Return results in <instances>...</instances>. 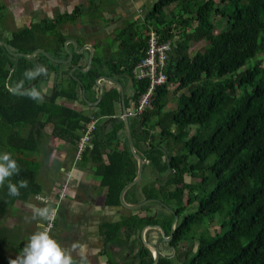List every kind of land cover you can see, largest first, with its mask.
Returning a JSON list of instances; mask_svg holds the SVG:
<instances>
[{
    "label": "trees",
    "instance_id": "1",
    "mask_svg": "<svg viewBox=\"0 0 264 264\" xmlns=\"http://www.w3.org/2000/svg\"><path fill=\"white\" fill-rule=\"evenodd\" d=\"M171 6L177 12L167 22L164 11ZM3 10L0 5L2 32L6 28ZM89 14L90 8L77 6L70 14L31 23L0 40L12 53L30 55L43 49L53 60H67L63 45L68 36L58 34L57 28L67 23L75 25L83 15L90 20L99 19ZM143 20L148 29L153 27L161 42H171V52L164 67L166 82L156 88L150 105L133 117L130 125L134 146L146 159L142 174L145 170L149 176L153 175L156 183L141 187L143 179H140L125 193L124 201L133 204L158 199L178 218L187 207L195 206L193 213L178 220L167 246L178 253L184 242L193 243L195 238V245H188L176 260L160 257L157 264H264V0H156ZM122 22L123 27L113 38L114 44L105 46L104 55L96 53L85 73L80 71L87 66L83 53L74 54L62 71L60 67L65 65L50 63L42 54L32 60L16 58L0 46V150L11 153L20 166L21 172L11 178L12 182L28 181V187L21 189L18 197L9 196L6 186L0 188V216L15 203L26 202L41 193L31 163L45 137V129L51 127L50 135L76 145L85 124L92 119L97 122L93 148L81 158L95 164L100 187L106 190L105 204L120 206V193L135 178L137 168L126 136L121 138L118 134L120 131L124 134V123L115 114L120 103L118 88L113 85L106 90L99 104L91 107L90 115L60 101H78L82 89L87 95L97 88V78L118 75L123 86L131 81L130 97L137 106L148 83L132 80V70L145 55L149 33L138 35L134 22L126 18ZM175 31L178 37L173 40ZM49 35L53 36V42ZM120 40L126 47L111 54V47ZM199 43L201 46L190 54L191 44ZM78 47H82L81 42ZM75 66L79 70L69 75ZM40 67L46 71L33 77L26 75ZM51 75L55 78L54 92L46 94L44 87H49ZM170 86H175L172 94L176 106L162 112L160 107L167 103ZM32 90L38 91L40 97L33 99L29 95ZM183 90L189 92L177 97ZM80 102L84 104L83 100ZM192 128H196L193 134ZM156 132L160 137L158 143ZM163 141L165 149L178 147L177 153L173 147L171 152L165 150V156L160 150ZM108 145L111 147L103 161L102 150ZM181 151L184 153L180 154ZM191 158L195 162L190 163ZM134 192L137 201L132 202ZM184 195H187L185 203ZM146 207L104 227L109 243L121 246L131 236L136 237L138 248L133 256L139 260L138 264L153 262L151 250L140 242L143 228L159 226L168 237L173 221V215L164 206L159 215L155 210L140 215L149 211ZM215 215L221 216L220 228L208 229L197 237L188 236L194 226L201 227L206 219L212 222ZM120 230L125 231L124 241L116 236ZM153 231L159 240L160 232ZM8 237V228L0 224L2 252L9 246ZM9 261L0 254V264Z\"/></svg>",
    "mask_w": 264,
    "mask_h": 264
},
{
    "label": "crops",
    "instance_id": "2",
    "mask_svg": "<svg viewBox=\"0 0 264 264\" xmlns=\"http://www.w3.org/2000/svg\"><path fill=\"white\" fill-rule=\"evenodd\" d=\"M63 2H66L67 6H65V3ZM83 4H85V0H27L26 8L31 14L29 16L30 18L33 17V14H35L36 12H40L38 13L40 15L39 20L42 21V20H51L52 18H55L56 16L64 13L70 14L77 6H81ZM9 12L11 13V10H9ZM132 12L133 9L129 11L128 14H131ZM83 16H84L83 18H79L80 20L77 19V23L75 25L74 24L70 25V23L65 24L73 27L72 32L71 30L68 32L67 35L68 40H73L77 43V50L81 48L78 47V42H81L82 46L85 44L91 45L94 48V55L97 52H98L97 54L100 56L104 55L106 43L99 41L100 39H102L104 34L103 27L105 26H102L103 22H101V20L99 19L90 20L88 19L87 15H83ZM106 17H110V16L106 15ZM119 19L120 18H118V20ZM105 20L107 22V26L109 27V30H112L111 28H113L114 24L117 23V21L111 20L110 18H106ZM80 27L84 28L85 30L83 32H78V29H80ZM74 28L76 30H74ZM70 45L71 44H69V46ZM99 47H103L104 51L101 50L102 48L99 49ZM98 50H100V52ZM72 51H73V46L71 47L70 52ZM84 52L83 54L86 55L87 57L86 60H87L89 53L87 52L85 54ZM110 78L120 83L119 81V78H121L120 76L114 75V77H110ZM101 84L106 90L113 88V84L107 80H103ZM121 86L125 88L124 106H125V99L128 100L127 101L128 107L125 106V108L128 114L129 126H130L133 117H135L133 115L135 103L132 101L130 97L131 81L129 80L126 82L124 86L122 84ZM44 92L46 94L52 92L53 94L54 90H51V87L49 85V87H44ZM98 96H99V90L95 88L93 91L85 95V99H82L80 92L79 94L80 98L78 101L65 99V100H61L60 102L63 103L64 106L74 109L75 111L81 114L90 115L93 112V109L88 104H86L85 101L89 103H96L98 101ZM80 100H83L84 104H82ZM115 114L118 118L122 119L123 115H122L121 98H120V103L116 106ZM136 129H138V127ZM51 130H52L51 127H47L45 129L46 135L40 142L38 149V155L44 156L45 154V157L43 159V164L39 166V170H40L39 173L41 176L44 175V177H42L41 179L42 181H38L37 179V183L41 187V193L38 196L31 197L26 202H17L15 204L21 205L22 208L27 207L28 208L27 210H32L30 206L43 208L44 206L51 205L52 207H56L58 210L64 209L70 211L72 213V216L67 217L64 228L66 229L72 228L74 230V234H72L71 236L73 237L72 240L71 237H68L67 240L62 239V232L60 233L59 236L58 234L55 235L54 238L57 239L62 244V246L69 249V251H72L73 244H79L81 246L86 247L87 261L90 264L93 263L110 264L109 262H105V261H102L101 263L98 261H94L96 258H105L104 256H106V252H109L112 255L121 254L119 256L120 257L122 256L123 258L124 257L132 258L138 248V245L135 242L136 237L131 236L127 244L125 243L122 244L121 246L118 244L109 243L106 241L104 227L107 224L119 222L125 216L131 214L134 215L138 213L137 212L138 209L136 211L129 210L123 208L121 205L118 207L107 206L104 202L106 190L100 187V179L95 175V164L91 160L82 159V158L78 159L76 156L75 144L71 145L69 142H64V141H62L61 143V141L58 138L50 135ZM123 132L124 134H122V131L118 133L119 136H121V138L124 135L126 136L125 129L123 130ZM58 141L60 142L57 143ZM45 142H48V144L46 145ZM110 147L111 146L108 145L106 149L102 150L103 161H106V152L109 150ZM120 148H122V145H120ZM137 152H139L143 156L141 151L137 150ZM144 160L146 162V159ZM52 164L56 166V172L59 174L60 180L55 181V184L52 185V187H50L49 189H47L45 186L42 185L43 183H46V180L49 177L48 168H50ZM149 177L150 176L146 173L145 181L147 179L149 180ZM131 199L132 202L136 200L135 192L131 194ZM126 204L132 205L130 203H126ZM23 211L25 210L23 209ZM141 213L142 214L140 215H143V212ZM8 230H10V228H8ZM150 230L153 229L146 228L144 230V233L142 232L143 230L140 232L139 235L140 242H142L141 239H144L146 243L149 242V244L154 245L156 242H158L161 239L160 238L159 240H157V234L150 235L148 232ZM11 233L12 232L9 233L10 236H12ZM116 236L117 238H119V240L124 241L125 231L124 230L118 231ZM164 245L167 246L166 244ZM131 250H133L134 252L131 253ZM78 251L79 249L73 252V257L79 261L80 257L77 255Z\"/></svg>",
    "mask_w": 264,
    "mask_h": 264
},
{
    "label": "rangeland",
    "instance_id": "3",
    "mask_svg": "<svg viewBox=\"0 0 264 264\" xmlns=\"http://www.w3.org/2000/svg\"><path fill=\"white\" fill-rule=\"evenodd\" d=\"M155 1L156 0H85V4H83V5L87 9L90 8L91 14H89V15L98 16L99 20H101V22H103L102 26H105V27H103L104 34H103L102 39H100L99 41L106 43V46H107L108 44L111 45L113 43L112 38H114L115 35H117L118 30L123 27L122 20L125 18L127 20H129L130 22H134V26H135V29L137 30L138 35L139 34L145 35L147 33H150L151 31H153L152 30L153 27L149 28L150 29L149 30L148 27L146 25H144L143 17L152 8ZM215 1H218V0H215ZM63 3H65V6H67L66 2H63ZM0 5L4 6L5 9L3 10V14H6V20L4 21L6 28H4L3 32L0 31V33H2V34H0V38L6 39V37H8L7 33L9 34L13 31H17L18 29L28 27L31 23L40 22L38 19V16L37 17L34 16V18L29 17L31 14L29 13V11L26 8L27 0H12V1L11 0H0ZM8 9L11 10V13L9 12ZM132 9H133V12L131 14H128V12L131 11ZM164 12L166 14L165 16L168 15L166 20H167V22H169L172 18L171 16L177 12V9L174 6H171V7H167ZM106 15H109L110 17H106ZM83 17L84 16H81V18H83ZM106 18H110L111 20L117 21V23L114 24L113 28H111L112 30H109V27L107 26V22L105 20ZM118 18H120L119 20H121V21H119ZM53 19L54 18H52L51 20H53ZM95 20H97V19H95ZM67 24H69V23H67ZM70 25L63 24L62 27H60L61 30H60V28H57V33L64 35V36L68 35V32L70 30L72 32V30H73V27ZM74 30H76V29L74 28ZM84 30H85L84 28L80 27V29H78V32H83ZM174 34L175 35H174L173 40H176V38L178 37L176 35L177 31H175ZM53 36H54V38H56L57 34H54ZM53 36L49 35L48 39L52 40ZM53 41L54 40H52L51 42H53ZM200 46H201V43L191 44L190 51H189L190 54H193L195 52V50L197 48H199ZM125 47H126V43L123 40H120L119 42H116V44L114 46L111 47L110 52H111V54H113V53L117 52L118 49H123ZM100 48H102L101 50H103V47H99V49ZM64 51L66 54L69 55L70 54L69 52L71 51V46H69V44H68L67 50L64 47ZM98 51L100 52V50H98ZM45 56L49 60V62L51 63L52 58L50 57V54H47ZM66 69H67L66 65L60 67V70H62V71L66 70ZM54 80H55L54 75H51L50 81H48V84L50 85L51 90L53 89V83L52 82ZM174 88H175V86L169 87V92H168V95L166 97L167 103L163 107H160V111L166 112L168 110H173L174 107L176 106V98L172 94ZM188 92H189L188 90H183V91L178 93L177 97L181 94H187ZM128 93H129V91H128ZM191 131H192L191 134H193L196 131V128H192ZM154 135H155V143H158L160 141V137L157 134V132ZM59 142L60 141H58L57 143H59ZM45 143H46V145L48 144V142H45ZM164 143H165V141H163V143H162L163 148H160V150L163 152V154L165 156H167L165 150L166 151L169 150V152H171L173 150L174 146H171L170 148L168 147L165 149ZM51 146H53V145H51ZM177 150H178V147H174V153L175 152L177 153ZM3 153H4V150H0V154H3ZM183 153L184 152H182V151L180 152V154H183ZM44 157H45V154H44V156L38 155V152H37L35 157L32 159L31 170L34 172L36 171L38 181H42L41 179H42V177H44V175L41 176L39 173L40 172L39 166L43 164ZM211 161H212V158L208 160V162H211ZM189 162L190 163L195 162L194 158L189 159ZM48 172H49V175H48L49 177L47 178L46 183H43V185H42V186H45L47 189L52 187V185L55 184V181L60 180V176L56 172V166L54 164H52L50 166V168H48ZM145 174H146V172L144 170V173L142 174L143 181L139 184L141 187L146 186L149 183L150 184L156 183V181L153 180L154 179L153 175H151L149 177V180L147 179L145 181ZM164 176H163V178L166 179V175H164ZM154 185H156V184H154ZM183 200H184L183 203H185L187 200V195H184ZM163 205L166 207L165 204H163ZM146 206H147L146 208H149V211L143 212V215H147L148 213L151 214V211L153 213L154 210H155L156 214H158V215L162 212L161 206L157 203H148ZM184 206H186V204ZM23 209L25 211H23ZM27 209H28L27 207L22 208L21 205L15 204L14 207L10 208L4 216H0V224L6 228H10L9 233L12 232L11 233L12 236H10V234H9V237L7 239V243L9 244L8 248H6V250L4 252H2V250H0V252H2L0 254L7 256L8 260L15 259L17 256L16 254H19L21 252V250L23 249L28 238L34 232H36L38 230V228H37L38 221L25 219L26 217L31 218V216H32V210H27ZM194 211H195V206L187 207L184 210V212L182 213V215L179 217V221L185 215L193 213ZM71 216H72V213L70 211H67L64 209L58 210L57 216H56L54 222L52 223V227H51V234L53 237L57 234L59 236L60 233L62 232V239L67 240L68 237H71L72 234H74V230L72 228H68V229L64 228L67 217H71ZM220 223H221V216L215 215L212 222H210L209 219H206L201 227H195L194 226L188 236L189 237H197L201 232L206 231L208 229L216 231L217 228H220ZM148 232L150 235L155 234V232L153 230H150ZM72 238L73 237H71V240H72ZM143 238H144V236H143ZM195 240L196 239L194 238L193 243L192 242L182 243L180 245V249L178 250V253L174 254L170 249H168L166 251L162 250V253L165 254V256H170L171 260H176L177 256L179 254L183 253L185 251V249L188 247V245H192V244H193V246L195 245ZM164 248H165V246H164ZM119 255H121V254L112 255L111 253L106 252V256H104L105 258H96L94 261H98L100 263L102 261H105V262H109L110 264H128L129 261L127 260V262H125L124 260L121 259L123 257L122 256L120 257ZM74 259H76V258H74ZM135 262H137V260ZM135 262H134V264H136ZM88 264H90V263L88 262ZM93 264H95V263H93Z\"/></svg>",
    "mask_w": 264,
    "mask_h": 264
},
{
    "label": "clouds",
    "instance_id": "4",
    "mask_svg": "<svg viewBox=\"0 0 264 264\" xmlns=\"http://www.w3.org/2000/svg\"><path fill=\"white\" fill-rule=\"evenodd\" d=\"M45 71L43 67H40L35 73L29 71L26 75L33 77ZM29 95L33 99L40 97V93L36 90H32ZM20 172V166L11 153L0 154V188L6 186L8 195L11 197H18L21 194L20 190L28 187L26 179L18 180L15 183L12 182L11 178L17 176ZM30 207L32 216L25 219L38 221V230L28 238L21 252L15 259L10 260L9 264H88L86 247L73 244L72 251H69L52 236L51 227L58 212L56 207L51 205L43 208ZM77 249H79L77 252L80 257L79 261L73 257V252L77 251Z\"/></svg>",
    "mask_w": 264,
    "mask_h": 264
},
{
    "label": "water",
    "instance_id": "5",
    "mask_svg": "<svg viewBox=\"0 0 264 264\" xmlns=\"http://www.w3.org/2000/svg\"><path fill=\"white\" fill-rule=\"evenodd\" d=\"M68 44H71L73 46V51L69 52L70 53L68 55L69 58L67 60H64V61L53 60V59L51 61H53V62H55L56 64H59V65H68V64L71 63L72 57H73L74 54L75 55H80L85 50H87L88 53H89L88 59H87V66H86L85 69H80V71L82 73L87 72L91 68V65H92V60H93V56H94V48L91 45L85 44V45H83L81 48H79L77 50V43L75 41H73V40H67V41L64 42V45H63L66 50H67ZM0 46H3L12 56H14L16 58L17 57H24L27 60H32L37 54H42L44 56L47 55V53L44 50H42V49H37L30 55H26V54H23V53H12V52H10L8 50L7 44L4 41H2V40H0ZM77 70H79V68L77 66L73 67L72 69L69 70V75H72L73 72L77 71ZM74 79L78 80L75 77H74ZM103 80H107V81L111 82L113 85H115L118 88V90L120 92V98H121V103H122V115H123L122 119H123V123H124L126 139H127V142H128L130 153H131L133 159L135 160V164H136V168H137L135 178L130 183H128L122 189V191L120 193V196H119L120 205L123 208L129 209V210L140 209L141 207L147 205L148 203H157V204H159L161 206H164L163 203L161 201H159L158 199H148V200H144V201H141V202H135V204H132V205H128L124 201V194L128 190L133 189L137 185V183L140 181L141 176H142V172H143V165L145 163V160L142 157V155L139 152H137V150H136V148L134 146V143H133V140H132V137H131V130H130V126H129V118H128V114H127L126 108L124 106V92H125V88H123L119 82H117L116 80H114V79H112L110 77H107V76H101V77L97 78L95 80V85H96L97 89L99 90L98 101L96 103H89V102L85 101V103L88 104L90 107H96L98 105V103L101 101V99L103 97L104 92L106 91V89L101 84V82ZM78 82H80V81H78ZM81 97H82V99H85V90L84 89H82V91H81ZM165 208H167V210L173 215V221H172V225H171L170 235L168 237H166L164 232H163V230L159 226H148V227L143 228V231H142L144 233V230L146 228H148V229L157 230V231H159L161 233V239L158 242H156L154 245L146 243L144 239H141V241L144 244V246H146L149 250H151V252H154L153 262L151 264H157L160 257H165V255L162 253V250H168L169 248L167 246H165L164 244L167 245L170 242V240L172 239L173 233L175 231V227L178 224L179 218L174 213V211L171 210L167 206ZM164 246H165V248H164ZM170 250L175 254V251H174L173 248H171Z\"/></svg>",
    "mask_w": 264,
    "mask_h": 264
},
{
    "label": "built area",
    "instance_id": "6",
    "mask_svg": "<svg viewBox=\"0 0 264 264\" xmlns=\"http://www.w3.org/2000/svg\"><path fill=\"white\" fill-rule=\"evenodd\" d=\"M148 45L144 57L134 66L132 80L146 81L148 87L146 92L138 99L133 115L137 116L145 110L152 102L157 87L163 85L167 78L164 67L167 64L171 52V42H161L154 31L148 34ZM96 121L91 120L85 124L76 142V156L81 158L82 154L92 150ZM154 252H152V257Z\"/></svg>",
    "mask_w": 264,
    "mask_h": 264
},
{
    "label": "flooded vegetation",
    "instance_id": "7",
    "mask_svg": "<svg viewBox=\"0 0 264 264\" xmlns=\"http://www.w3.org/2000/svg\"><path fill=\"white\" fill-rule=\"evenodd\" d=\"M40 12H36L35 14H33V17L34 16H38V19L40 17V15L38 14ZM41 21V20H39ZM122 260H124L125 262H127V260L129 261L128 264H134V262L137 260V262H135L136 264H138L139 260L137 258H134V256L132 258H127V257H124V258H121ZM170 259V258H169ZM171 260V259H170Z\"/></svg>",
    "mask_w": 264,
    "mask_h": 264
}]
</instances>
